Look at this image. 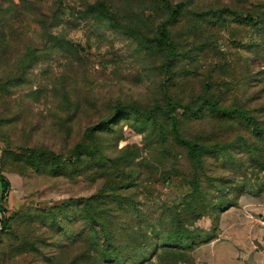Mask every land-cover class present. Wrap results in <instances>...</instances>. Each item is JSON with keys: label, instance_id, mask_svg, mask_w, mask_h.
I'll use <instances>...</instances> for the list:
<instances>
[{"label": "rangeland", "instance_id": "rangeland-1", "mask_svg": "<svg viewBox=\"0 0 264 264\" xmlns=\"http://www.w3.org/2000/svg\"><path fill=\"white\" fill-rule=\"evenodd\" d=\"M0 174V264H205L264 188V0H0Z\"/></svg>", "mask_w": 264, "mask_h": 264}, {"label": "crops", "instance_id": "crops-1", "mask_svg": "<svg viewBox=\"0 0 264 264\" xmlns=\"http://www.w3.org/2000/svg\"><path fill=\"white\" fill-rule=\"evenodd\" d=\"M193 256L205 264H264V188L242 192L222 211L215 238Z\"/></svg>", "mask_w": 264, "mask_h": 264}, {"label": "trees", "instance_id": "trees-1", "mask_svg": "<svg viewBox=\"0 0 264 264\" xmlns=\"http://www.w3.org/2000/svg\"><path fill=\"white\" fill-rule=\"evenodd\" d=\"M0 187H1V196H0V212L2 213L1 215V219H0V224L3 230L8 228L7 225V220L5 217V209H4V205L7 202V193L10 189V184L8 182V180L0 174ZM234 204H229L227 205L224 210L232 207ZM223 210V211H224ZM211 239V238H210ZM209 241V240H208Z\"/></svg>", "mask_w": 264, "mask_h": 264}]
</instances>
